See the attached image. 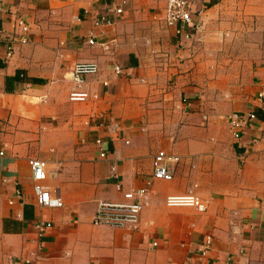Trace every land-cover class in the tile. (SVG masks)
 <instances>
[{"label": "crops", "instance_id": "crops-1", "mask_svg": "<svg viewBox=\"0 0 264 264\" xmlns=\"http://www.w3.org/2000/svg\"><path fill=\"white\" fill-rule=\"evenodd\" d=\"M216 2L193 0L195 25L176 24L184 39L164 0H0V264H264V57L241 82L196 74L193 39ZM75 61L98 66L84 101L67 98ZM250 111L235 133L227 115ZM158 152L177 158L170 180L151 177ZM31 158L60 207L36 205ZM136 188L147 201L136 229L91 223L97 201ZM188 190L204 211L164 205ZM35 221L51 226L38 234Z\"/></svg>", "mask_w": 264, "mask_h": 264}, {"label": "built area", "instance_id": "built-area-1", "mask_svg": "<svg viewBox=\"0 0 264 264\" xmlns=\"http://www.w3.org/2000/svg\"><path fill=\"white\" fill-rule=\"evenodd\" d=\"M199 8L195 9L193 0H164L162 19L167 26H173L175 33L180 35L181 38L187 39L189 35L181 31L180 27H177V23H190L193 22V14L198 13ZM108 22L107 18L102 15L96 21V23ZM15 26L20 33L27 31V24L21 19H15ZM19 37V42H25L24 36ZM91 42V40H89ZM11 44L6 47V56L11 55ZM98 71V66L92 61H75L71 64L68 74L69 79L73 85V89L68 92L67 98L69 101H84L89 97V94L81 89L84 76L95 74ZM114 73L119 72L118 66H113ZM259 96L261 93L258 94ZM253 112L238 113L231 112L227 115L229 126L237 133V129L244 126L246 121L254 119ZM95 143L99 144L100 139H95ZM3 155V151L0 149V157ZM100 157L104 156V152L98 153ZM177 161V158L171 155L158 152L152 155L151 168L153 179L170 180L172 176V170L169 168V164ZM31 179L33 181V191L35 193V203L38 207H60L62 202L60 197L54 192L51 193L48 188L41 184L47 177L44 162L31 158L27 161ZM1 182H6L7 178L2 177ZM13 197L20 198V192L16 189L13 190ZM145 189L136 188L133 191L122 192V200L118 202L111 201H97L94 211L91 215V223L93 225H106L112 228L129 229L134 230L138 226L139 214L142 208L147 205V201L144 198ZM12 198L7 200L8 204H12ZM166 207H187L192 208L197 212H202L206 209L207 200L196 195L192 190H188L179 194H168L163 199ZM50 221H35L33 227L38 234H41L47 227H50ZM211 237L205 235L202 244L199 247L201 255L207 250ZM33 258H24L23 263L33 262Z\"/></svg>", "mask_w": 264, "mask_h": 264}, {"label": "rangeland", "instance_id": "rangeland-1", "mask_svg": "<svg viewBox=\"0 0 264 264\" xmlns=\"http://www.w3.org/2000/svg\"><path fill=\"white\" fill-rule=\"evenodd\" d=\"M199 22L193 42L203 82H241L248 65L264 57V0H217Z\"/></svg>", "mask_w": 264, "mask_h": 264}]
</instances>
